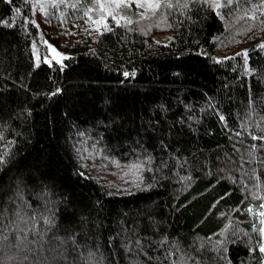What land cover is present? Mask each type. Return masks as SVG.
<instances>
[{
  "label": "trees",
  "instance_id": "trees-1",
  "mask_svg": "<svg viewBox=\"0 0 264 264\" xmlns=\"http://www.w3.org/2000/svg\"><path fill=\"white\" fill-rule=\"evenodd\" d=\"M102 5L48 1L68 52L48 64L31 0H0V264H264V0L123 5L98 32ZM227 36L244 55L215 57ZM89 153L139 182L110 187Z\"/></svg>",
  "mask_w": 264,
  "mask_h": 264
},
{
  "label": "rangeland",
  "instance_id": "rangeland-1",
  "mask_svg": "<svg viewBox=\"0 0 264 264\" xmlns=\"http://www.w3.org/2000/svg\"><path fill=\"white\" fill-rule=\"evenodd\" d=\"M48 1L49 0H31L33 5V21L39 28V36L34 44V56L36 63L40 61H44L48 64H52L53 62H62L63 59L68 55V52L65 51V47L59 48L55 43L52 42V39L56 37V32L50 27L48 20ZM230 2V0H228ZM102 6L105 9L106 17L96 20L94 22V28L101 32L110 27V24L114 22L117 24V21L121 23L124 20H129L127 17L121 14V11L118 12L123 5H128L132 7L134 4L136 6V11L140 13L143 21H150L157 16L158 11L164 4V0H101ZM213 6L216 4H220L221 7H214L218 13L224 17L225 12V2L226 0H211ZM228 2V3H229ZM113 3V4H112ZM149 3H158L161 6L157 9H152L148 7ZM144 4V7H139L138 5ZM115 5V6H114ZM117 5H120L117 7ZM262 13L261 10H258V14ZM251 19H257L258 15L256 12L249 13ZM115 17V19L113 18ZM239 17L235 23L228 22L226 23V29L230 31L233 36L237 33L239 27L243 24L242 19L245 18V15H237ZM118 23V24H119ZM158 27H161V23H157ZM229 34V33H228ZM172 37V33L170 31L161 30L154 33V39L160 43H168ZM243 38H230L229 36L223 40L222 43L219 44L218 49L215 53V57L217 58H227L232 55L242 54L244 55L246 52L245 41ZM72 40L62 39L61 44L66 46ZM243 41V42H242ZM90 161H93L89 164L88 170L92 172L95 176H97L104 183H107L110 187L120 188V189H128L131 185H136L139 182V174L136 173L134 167L127 166H119L118 163H112L109 161H101L95 159V157L89 153ZM255 208H253L254 210ZM264 213V207H260L259 210H256L254 218L256 221L260 223V229H264V224L261 223L264 220V216L260 215ZM262 237V245H264V232H261Z\"/></svg>",
  "mask_w": 264,
  "mask_h": 264
},
{
  "label": "snow or ice",
  "instance_id": "snow-or-ice-1",
  "mask_svg": "<svg viewBox=\"0 0 264 264\" xmlns=\"http://www.w3.org/2000/svg\"><path fill=\"white\" fill-rule=\"evenodd\" d=\"M193 2H195V0H193ZM227 3H228V0H226L224 6H227ZM119 6H120V5H117V7H119ZM138 6H139V7H144L145 5H144V4H140V5H138ZM160 6H161V5L158 4V3H149V4H148V7H149V8H152V9H157V8H159ZM167 6H168V7H171V5H167ZM185 7H187V5H185ZM214 7L219 8V7H221V5H220V4H216V5H214ZM113 18L115 19V17H113ZM118 23H119V21H117V24H118ZM129 23H131V21H129ZM126 75H127V74H126ZM0 163H3V161H0ZM261 207H264V205H261ZM248 211H251V209H249ZM260 215L264 216V213H261ZM261 223L264 224V220H262ZM260 231H261V232H264V229H260ZM259 251H260L261 253H264V245L260 246Z\"/></svg>",
  "mask_w": 264,
  "mask_h": 264
}]
</instances>
